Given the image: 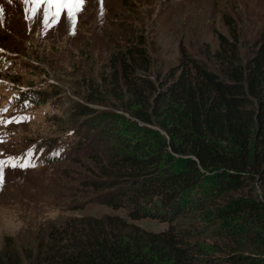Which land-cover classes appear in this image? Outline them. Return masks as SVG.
Masks as SVG:
<instances>
[{
  "label": "rangeland",
  "instance_id": "rangeland-1",
  "mask_svg": "<svg viewBox=\"0 0 264 264\" xmlns=\"http://www.w3.org/2000/svg\"><path fill=\"white\" fill-rule=\"evenodd\" d=\"M31 8L24 0H0V61L7 63L0 62L6 66L0 69V115L8 112L11 94L19 96H14V107L27 105L30 110L17 124L0 123V160L6 162L0 184V254L10 242L21 264H32L38 242L46 241L49 232L70 219L77 225L85 216L114 214L144 229L162 230L165 221L148 215L131 220L129 198H120L122 205L113 209L103 202L106 191L92 185L104 179L99 164L129 154L136 140L153 144L151 134L159 130L156 118L147 124L139 121L125 98L118 97L119 63L129 45L140 43L149 61L146 75L153 82L178 62L181 48L217 71V33L232 37L227 18L245 61L264 42V0H87L75 26L67 10L53 23L52 17L45 22L43 6L36 15ZM9 157L14 159L8 162ZM243 184L213 193L206 181L185 190L184 202L175 198L163 205L157 196L147 202L139 196L136 202L142 211L164 216L173 212L171 204L177 205L189 215L184 222L196 229L197 239L192 240L206 245L216 240V246H230L242 255L239 264H251L264 257L263 248L243 238L235 247L211 234L212 213L217 215L226 203L264 202V178L254 175ZM133 190L126 181L110 188L128 192L131 200L137 197ZM232 250L225 248L224 254Z\"/></svg>",
  "mask_w": 264,
  "mask_h": 264
},
{
  "label": "trees",
  "instance_id": "trees-1",
  "mask_svg": "<svg viewBox=\"0 0 264 264\" xmlns=\"http://www.w3.org/2000/svg\"><path fill=\"white\" fill-rule=\"evenodd\" d=\"M230 22L227 18L231 38L217 33L213 52L217 71L181 48L178 62L164 78L153 82L146 75L149 61L140 43L129 45L119 63L122 95L118 97L125 98L126 107L139 121L147 124L156 118L159 130L151 134L153 144L136 140L129 154L99 164L105 180L92 185L106 191L103 202L113 209L122 205L120 198H129V219L158 217L167 223L165 228L147 230L114 214L85 216L77 225L70 219L61 229L49 232L46 241L38 242L32 264L241 262L242 255L230 246H216V240L210 245L192 240L197 239L196 229L184 222L189 215L177 205L171 204L173 212L164 216L142 211L136 202L139 196L146 202L157 196L168 205L175 198L184 202L185 190H195L206 181L212 192H225L242 187L245 178H264V42L242 61ZM159 162L166 166L160 168ZM120 181L134 186L137 197L131 200L128 192H110ZM212 216L215 239H228L235 247L242 238L249 239L264 251V202L226 203ZM225 248L232 251L224 254ZM250 262L260 264L264 257ZM0 264H21L10 242L0 254Z\"/></svg>",
  "mask_w": 264,
  "mask_h": 264
},
{
  "label": "snow or ice",
  "instance_id": "snow-or-ice-1",
  "mask_svg": "<svg viewBox=\"0 0 264 264\" xmlns=\"http://www.w3.org/2000/svg\"><path fill=\"white\" fill-rule=\"evenodd\" d=\"M87 0H24V3L32 5L30 9L32 15H36L43 6V15L45 22H47L49 17L53 18V23H58L61 15L67 10V15L72 21L73 26H75L76 14L83 11V7L86 4ZM103 0H101V3ZM3 51V50H0ZM3 111H6L4 109ZM13 121H5L0 118V123H11ZM14 158L9 157L8 162H11ZM4 160H0V184L3 183V167L5 165ZM13 167L16 164H12ZM21 167H27V164L20 165Z\"/></svg>",
  "mask_w": 264,
  "mask_h": 264
}]
</instances>
